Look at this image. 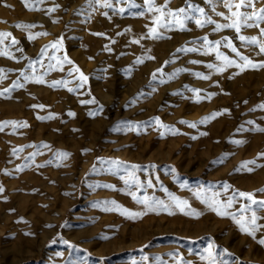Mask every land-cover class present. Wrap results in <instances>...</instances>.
I'll use <instances>...</instances> for the list:
<instances>
[{
    "label": "rangeland",
    "instance_id": "obj_1",
    "mask_svg": "<svg viewBox=\"0 0 264 264\" xmlns=\"http://www.w3.org/2000/svg\"><path fill=\"white\" fill-rule=\"evenodd\" d=\"M108 2L0 0V32L12 34L0 45L9 52L0 55V122H18L0 131V264H264V229L253 238L212 206L216 193L264 200V53L234 29L197 26L199 14L153 38L158 13L144 0ZM189 4L228 22L207 0H169L165 11ZM216 11L227 15L222 5ZM240 35L264 39L257 28ZM205 36L240 67L216 59ZM228 40L257 66L240 61ZM73 66L88 80L69 92L79 77L69 76ZM61 80L68 83L53 86ZM244 161L255 163L241 168ZM133 192L168 207L149 210ZM246 203L238 197L228 211L239 216Z\"/></svg>",
    "mask_w": 264,
    "mask_h": 264
},
{
    "label": "snow or ice",
    "instance_id": "obj_2",
    "mask_svg": "<svg viewBox=\"0 0 264 264\" xmlns=\"http://www.w3.org/2000/svg\"><path fill=\"white\" fill-rule=\"evenodd\" d=\"M43 0H37V3H42ZM145 4H147V12L149 13H158V15H154L153 20L154 23L158 27H153L149 29V35H151L153 38H159L160 32L159 29H168L173 27L174 25L179 24L181 30H184L185 28V22L192 20L196 14H199L201 17H204L203 20L201 19H195V23L199 27H204L205 25H214L213 31L218 32L222 29H234L237 33V39L240 40L243 44L246 45H256L259 48V53H264V39H259L257 36H244L240 35V32L243 28H257L259 29L260 36L264 37V27H261V23H264V7L256 8V4L260 3L261 0H207V3L211 6L212 11L215 13V15L224 17V19L228 22L225 23H219L216 20L212 19L211 16L208 15L207 12L201 7H198L196 5L189 4L188 8H179L176 10L168 9L167 3L169 0H166L165 4L162 6H157L156 0H144ZM101 0H89V4H100ZM218 5H222L223 8L227 10V15L224 12L216 11V8ZM102 6L105 8H111L112 4L108 2V0H103ZM55 9H49L48 12L54 11ZM189 10H192V14H189ZM121 13L124 12V9H119ZM104 15H107V13H103ZM143 15V12H141ZM19 26V25H18ZM25 27H32L31 25H26ZM44 33H38L37 35H43ZM96 35H102V34H96ZM12 34L10 32H0V45H4L5 39L11 37ZM34 37L30 34L29 39H33ZM227 39V38H225ZM203 41L205 45H214L215 47L211 48V51L215 52L216 59L222 60L225 62V66H231L236 65L237 67H240L239 64H237L235 59H230L227 55L219 51V45L221 44L220 40L216 41H209L207 36L203 37ZM135 43H139L138 40L133 41ZM18 43L14 37L11 38L10 45H15ZM60 41H56L54 44L51 45L53 48H57ZM228 48L231 49L232 53H235L237 57H239L240 61H243L246 66L256 67L257 65L254 64L248 56L241 53L238 48L232 43L231 40L227 41ZM185 49H178L177 51H184ZM187 51H198L196 48H188ZM45 54V50H41V55ZM207 54V53H206ZM0 55L8 56L9 52L6 49H0ZM55 57H49V59H54ZM154 59V57H151ZM91 59V57H90ZM137 62H142L138 60ZM61 63L58 61V64ZM62 63H67L69 65H74V62L70 60L67 56L63 58ZM167 63V62H166ZM193 63H197V61H193ZM260 67H264V63H261L259 65ZM49 70H52L54 65L49 63L47 65ZM209 68H217L219 71H223L224 67H218L214 64H208ZM64 69L60 67V71H63ZM243 70V68H241ZM11 71V70H8ZM157 72H160L161 69H157ZM178 71H182L178 70ZM79 73V77H73L77 80L76 87L75 88H68L69 92L76 91L78 88H83L84 84L87 82L88 77L84 75V73L79 69L78 66H73V68L69 69L68 74L69 76H72L73 73ZM5 73V69L0 68V80L5 79L6 76L2 75ZM200 75V74H197ZM153 78L155 79V73H153ZM204 79H207L208 77H203ZM37 83H43V79H37ZM68 81L61 80V81H54L53 86L57 85H66ZM14 87H23L22 84H18L14 82ZM4 91H9V89H5ZM199 91V90H194ZM214 95V94H212ZM92 101H81V103H93ZM32 107H40L43 108L44 105H33ZM259 107L264 108V105H260ZM69 115H75L74 113H69ZM215 115V114H213ZM49 117H38V119H46ZM203 119H208V117H205ZM182 123H188L187 121H181ZM18 122L16 121H4L0 122V131L4 130V126L7 124H13L16 125ZM20 127H26V123H20ZM191 126L195 127V124H192ZM13 154H16V149H13ZM34 155V154H33ZM261 156H264V153L259 154ZM255 161H244L241 162L240 167L245 168L249 164H254ZM133 168L137 166H132ZM239 170V169H237ZM253 169L248 168V171H252ZM134 175V173H133ZM149 186H151V182H149ZM105 187H112L111 185H105ZM227 187V186H226ZM0 191H2V188H0ZM257 191L264 192V189H259ZM130 195L133 196L134 199H137L138 203L145 205L149 210H155L153 205L167 208L168 206L164 204L163 201L153 200L151 197L145 196L143 199H140L136 196V193H130ZM219 193H216L214 196V199L212 201L213 210L217 212V215L220 216H228L233 219V221L238 225L239 230L243 233H246L253 238H255L257 231H260L264 229V225L259 224L258 221L261 219H264V217H260L257 215V211L259 209H264V200H258L255 198L254 194L252 192H244V191H236L231 196L228 197L227 200H220ZM238 197L240 198H246L248 203L243 204L240 209L237 211L240 213L239 216L237 215V212L228 211V209H231L234 203L238 202ZM173 201L177 203V206L179 207L180 204L187 205V201H180L178 197L172 196L171 197ZM205 203H208L207 200L203 201ZM253 206H256L255 208ZM116 208H119L120 206H115ZM108 211H111L113 209H105ZM183 210V209H181ZM124 212H127V210H124ZM246 213H250V215H245ZM141 213H135L134 215H140ZM258 243L264 245V238H261ZM209 256L211 258V253H209Z\"/></svg>",
    "mask_w": 264,
    "mask_h": 264
}]
</instances>
